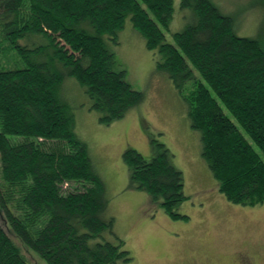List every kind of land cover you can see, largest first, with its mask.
Wrapping results in <instances>:
<instances>
[{
  "label": "trees",
  "instance_id": "trees-1",
  "mask_svg": "<svg viewBox=\"0 0 264 264\" xmlns=\"http://www.w3.org/2000/svg\"><path fill=\"white\" fill-rule=\"evenodd\" d=\"M180 7L196 20L170 43L163 30L172 0H0V215L45 264L131 260L107 215L105 183L60 97L74 79L103 123L144 100L106 46L118 43L127 19L155 71L185 103L218 191L235 205L264 203V48L234 34L232 20L209 0H181ZM39 37L48 44L38 45ZM46 48L47 62L39 58ZM151 147L149 160L135 149L123 152L130 182L167 216L186 218L177 210L186 199L183 174L164 144L152 139ZM0 264H30L1 223Z\"/></svg>",
  "mask_w": 264,
  "mask_h": 264
},
{
  "label": "rangeland",
  "instance_id": "rangeland-1",
  "mask_svg": "<svg viewBox=\"0 0 264 264\" xmlns=\"http://www.w3.org/2000/svg\"><path fill=\"white\" fill-rule=\"evenodd\" d=\"M209 1L232 20L234 34L256 39L264 48V0ZM180 2L172 0V18L168 29L163 30L170 43L172 33L196 20L190 9L180 7ZM117 37V44L109 40L106 46L124 70L127 83L143 93L144 100L139 105L122 118L103 123L99 112L90 108L84 88L74 79H66L60 92L71 115L73 131L86 143L93 166L105 183L107 215L114 219L113 232L124 242L122 248L131 258L115 264H189L193 260L228 264L235 249H245L256 257L257 264H264V203L254 207L235 205L218 191L200 154V132L191 128L186 105L172 83L155 71L152 52L145 47L143 38L128 19ZM36 43L45 46L48 41L39 37ZM44 50L39 58L47 62L50 49ZM222 109L237 125L233 116L223 106ZM152 139L165 145L173 155L172 164L183 174L186 199L177 210L186 218L167 216L158 200L130 182L123 152L135 149L149 160L155 154ZM0 223L30 264H45L16 241L1 215Z\"/></svg>",
  "mask_w": 264,
  "mask_h": 264
},
{
  "label": "flooded vegetation",
  "instance_id": "flooded-vegetation-1",
  "mask_svg": "<svg viewBox=\"0 0 264 264\" xmlns=\"http://www.w3.org/2000/svg\"><path fill=\"white\" fill-rule=\"evenodd\" d=\"M207 262L193 260V261H190L189 264H205V263L206 264H213L208 260H207ZM228 264H257V262H256V257L253 254L247 252L245 249L244 250L235 249V250H233V252L231 254V260H230V263H228Z\"/></svg>",
  "mask_w": 264,
  "mask_h": 264
}]
</instances>
